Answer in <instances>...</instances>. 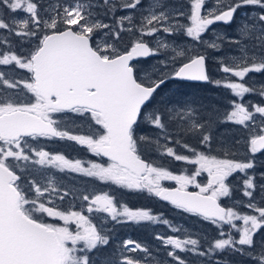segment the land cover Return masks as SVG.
Returning <instances> with one entry per match:
<instances>
[{
  "label": "snow or ice",
  "instance_id": "6c2138e0",
  "mask_svg": "<svg viewBox=\"0 0 264 264\" xmlns=\"http://www.w3.org/2000/svg\"><path fill=\"white\" fill-rule=\"evenodd\" d=\"M249 6L261 11L246 14L236 37L212 28L231 25L237 10ZM124 33L132 39L125 42ZM178 35L192 43L168 39ZM225 42L235 49L216 58L226 75L212 80L208 50L220 52ZM153 56L163 59L142 63ZM250 73H264V0H0V264H95L93 254L112 238L109 223L183 231L162 213L133 209L90 183L69 187L57 173L146 193L216 227L219 238L203 243L190 232L157 233L176 264H187L177 252L212 264L225 251L239 254L240 264H264V183L254 178L256 155L264 153V102L244 101L246 94L264 98V83H246ZM172 79L211 83L238 99L223 113L195 98L175 100L164 93ZM228 123L242 126L247 138L217 137L218 125ZM142 124L157 131L141 132ZM53 140L74 142L99 160L45 150ZM242 143L245 155L238 157ZM166 157L192 170L175 174L159 163ZM235 173L243 174L246 200L233 199ZM204 174L206 182H199ZM259 176L264 180V172ZM117 252L102 264H163L130 238ZM137 252L143 257L128 255Z\"/></svg>",
  "mask_w": 264,
  "mask_h": 264
},
{
  "label": "trees",
  "instance_id": "16d2710c",
  "mask_svg": "<svg viewBox=\"0 0 264 264\" xmlns=\"http://www.w3.org/2000/svg\"><path fill=\"white\" fill-rule=\"evenodd\" d=\"M145 3V2H144ZM167 3L169 4H186L185 1L183 0H167ZM146 4V3H145ZM131 11V10H130ZM139 12L140 9H137L135 11V15L137 20L139 19ZM124 13L117 12V15H122ZM182 20V19H181ZM106 22L107 19H106ZM182 22H185L182 20ZM124 40L125 42L129 41L132 39L127 33H124ZM175 37V38H174ZM146 41H150L149 38L145 37L144 38ZM185 38H182L181 35L178 36H172L171 40L176 41L177 43L180 42H186L187 40H184ZM163 59V56H162ZM146 65L152 64L154 62H151L150 60L142 62ZM264 75V74H263ZM164 93L168 96H170L172 99L175 100H184V99H197L200 102H202L205 105H208L211 107V103L208 97V92L206 88L200 87L199 90L198 88H194L191 84H186L179 82L174 79L170 80L167 84V87L164 89ZM217 130V129H216ZM141 132L152 134L155 133L157 130L150 128L147 125H141ZM221 134H224V139L226 140H231V139H240L243 141V139L247 138V133L245 131H241L239 129H234L232 126L229 125L227 129H224L223 132H219L218 130L216 131L217 137H219ZM172 146V145H169ZM177 150L187 154L186 150L180 148L179 146H176ZM214 148L217 146L214 144ZM56 152L57 153H64L68 158H73L74 153L80 152L78 151L76 147H66L64 144L57 145L55 146ZM82 153V152H81ZM83 154V153H82ZM84 155V154H83ZM245 155V148L243 146V143L241 145V149L238 153V157H243ZM158 156V153H151V158L153 160H156ZM86 160H91L90 157H86ZM159 163L163 164L166 167H169L170 170H172L175 174H179L181 171L188 169L189 173L192 170V166L186 165L182 161H174L172 158H163L159 160ZM61 175V177L59 176ZM57 176L59 179L62 177L65 178L64 175L61 173L58 174ZM76 177L80 178V176ZM78 178H74L72 181H67L66 183H62L65 185H68L69 187H72L73 185L76 186H81L85 183H90L94 185L97 190H104V191H109L115 195V197L118 198L119 201L126 202L130 207L133 209L135 208H140V207H147L150 208L154 214H163L164 218H167L169 221L172 222L173 225L178 227V224H181L180 222H185L186 219L179 215L177 213V210L173 207H171L168 204L160 203L155 197H150L146 193H139V192H129L127 190L119 189L113 185L111 187L107 186V184L103 183H98V181H92L89 178L86 179H81L79 180ZM170 186V185H169ZM172 187V186H171ZM46 222L50 223H55L54 221L50 220L49 218H45ZM62 223V222H58ZM190 223V221L188 222ZM108 227L114 228L112 235V238L110 240L109 245L99 248L96 253L93 255H98L99 259L96 260L95 264H102V261L104 259H112L113 257L118 258L119 253L117 252V247L122 243L124 239H132L134 241L140 242L142 244H146L149 249L152 251L153 255L155 257H158L163 264H176V261L172 260V258L167 257V248H162L161 247V242L155 239V236L157 233L167 236V235H178V233H172L168 226L163 225L162 223L158 224H151V223H142L140 225L137 224H132V223H126V224H112L109 223ZM128 255L133 256V257H143V253L137 252V253H128ZM151 264V261L149 262Z\"/></svg>",
  "mask_w": 264,
  "mask_h": 264
},
{
  "label": "flooded vegetation",
  "instance_id": "af4514ba",
  "mask_svg": "<svg viewBox=\"0 0 264 264\" xmlns=\"http://www.w3.org/2000/svg\"><path fill=\"white\" fill-rule=\"evenodd\" d=\"M206 6H210V5H206ZM240 11L244 12L247 15H250L253 11L259 12L261 10L259 8L254 9L253 7L249 6V7L241 9ZM246 19H247V16H246V18L243 19V21ZM239 21L240 20L238 17V13L236 12L234 22L231 25H225L222 23H218V24L213 25L212 28L217 32L225 34V36H227V37H236L237 36V28L240 25ZM211 34L212 33L210 31L209 33H207L205 35V38L206 39L210 38ZM230 47H231V44L228 42H225L223 45V50L220 52L208 50L209 59L207 60V70H208V74L210 75L212 80H217V79L223 80V77L226 75V74L219 71V64L217 63L216 58L222 57V56H225L226 54L231 53ZM157 57L155 58V56H153L150 59H147L145 61L150 60L151 62H155V59H157ZM142 62H144V61H142ZM17 71L22 72L23 70H17ZM263 74L264 73H250L248 75V77L246 78V83H249V84L255 83L256 86L258 87L260 84L264 83V75ZM228 75H229V78L231 80L235 81L237 79L235 77H231L230 74H228ZM182 83H185V82H182ZM186 84H191L194 88H198V90L200 87L206 88L207 92L209 94L208 97H209V100L211 103V107H215V108L219 109L221 111V113H223L225 110H230V105L228 103V101L230 99H238L236 97L231 96L230 90L225 89L223 87H214V85L211 83H206V84L186 83ZM249 100L254 102V103L264 102V98H261L260 96H258L256 94H246V96L244 97V101L246 102ZM229 125L232 126L234 129H239L241 131L246 132V130L242 129V126L234 125V124H230V123L218 125V127L216 129L221 133V132H223L224 129H227L229 127ZM46 143H47L48 147L45 150H48V151L53 152V153H57L56 149H55L56 144L57 145L64 144L66 147L72 146V147H76L77 149H79L78 151L81 150L80 152H78V154L74 153L73 158H81V159L86 160L87 158H85V156L86 157L88 156V157H90L91 160H99V158H97V157H94V156L92 157V154L87 152L86 148L79 146V145H76L74 142L53 140V141H47ZM90 154H91V156H90ZM261 172H264V153H259L256 155V168L254 169V173H255L254 178L257 181V183H264V180H262L261 177L259 176V173H261ZM248 174L252 175L253 170H248ZM74 178H78V177H76V174H68L65 176V178L62 177L60 179V181H62L63 183H66L67 181L74 180ZM78 179L79 180L86 179V177L80 176V178H78ZM242 179H243V174H241V173H235V174H233L232 177H229V182L232 185H235V187H236V190L233 193V199H244V200L247 199L246 197H243L242 191H240V189L242 188ZM206 180H207L206 174H204L202 177H198L199 182L205 183ZM107 186L111 187V185H107ZM171 186L173 187V185L168 184L166 187H171ZM188 190L189 191H198V189H196L192 186H190ZM255 194L257 196H259V191L257 190V192ZM221 202H222V206L228 205L229 200H228V198H222ZM176 210H177V213L179 215H181L182 217H184L186 219L185 222L181 221L180 222L181 224H178V227L183 230L180 233H178V235L181 236V238H183V236L189 232L194 234V237L195 236L200 237L202 239V243L204 242L205 239L210 240L212 238H219L218 237V230L216 229V227L214 225H211L207 221H203L199 217L192 216L188 213H184L178 209H176ZM240 211L245 212L248 210L241 207ZM189 221H190V223H188ZM236 223L239 225L242 222L237 221ZM225 231H227V226H225ZM259 238L260 237L258 236L257 239H259ZM204 246L206 247V244H204ZM177 254L180 255L182 258H184L187 261V264H207V258L194 256L191 253H179V252H177ZM225 258L228 259L229 261H231V264H240L241 260L243 259L239 254L230 255L227 251H225L223 253L218 252L212 257V264H215L216 259L224 260Z\"/></svg>",
  "mask_w": 264,
  "mask_h": 264
},
{
  "label": "rangeland",
  "instance_id": "374dc122",
  "mask_svg": "<svg viewBox=\"0 0 264 264\" xmlns=\"http://www.w3.org/2000/svg\"><path fill=\"white\" fill-rule=\"evenodd\" d=\"M183 1H185L186 3H187V0H183ZM144 2L146 3V4H148V2H149V0H144ZM206 7H208V6H206ZM243 8H246V7H242V8H239L238 10H237V13H238V17H239V24H241L242 22H243V19L244 18H246V14L244 13V12H242V11H240L241 9H243ZM182 20H183V18H181ZM181 37L182 38H185L184 40H187L186 42H185V46L187 45V44H191L192 42L190 41V38H187V37H185V36H183V35H181ZM147 38H149L150 39V41H152V40H154V38L153 37H147ZM168 39L169 40H171L172 39V37H168ZM234 49H235V45L234 44H231V47H230V51H231V53L234 51ZM157 56H155V58H156ZM159 59H162V56H158L157 57V59H155V61L156 60H159ZM90 156H91V154H90ZM93 157V156H92ZM58 174H60V173H58ZM62 175H64V176H66V175H68V174H66V173H61ZM60 177H61V175H59ZM97 182V181H96ZM99 183V182H98ZM163 183V185L164 186H167L168 184H171V185H173V187H175V183L174 182H170V181H163L162 182ZM50 220H52V221H54L55 223H58L59 221H57V220H53L52 218H49ZM74 227V226H73ZM161 247L162 248H165L162 244H161ZM168 249V251H170L171 250V248H170V246L167 248Z\"/></svg>",
  "mask_w": 264,
  "mask_h": 264
},
{
  "label": "water",
  "instance_id": "95a60500",
  "mask_svg": "<svg viewBox=\"0 0 264 264\" xmlns=\"http://www.w3.org/2000/svg\"><path fill=\"white\" fill-rule=\"evenodd\" d=\"M151 57H149L148 59H150ZM174 80H176V81H180V82H185V83H201V84H206L205 82H196V81H187V80H180V79H174ZM105 159V161H106V158H104ZM160 203H164V204H168V205H170L168 202H166V201H162V200H160L159 198H156ZM170 206H172V205H170ZM173 207V206H172Z\"/></svg>",
  "mask_w": 264,
  "mask_h": 264
},
{
  "label": "bare ground",
  "instance_id": "6f19581e",
  "mask_svg": "<svg viewBox=\"0 0 264 264\" xmlns=\"http://www.w3.org/2000/svg\"><path fill=\"white\" fill-rule=\"evenodd\" d=\"M175 38V37H174ZM177 82V81H176ZM180 82V81H179ZM234 193V192H233Z\"/></svg>",
  "mask_w": 264,
  "mask_h": 264
}]
</instances>
